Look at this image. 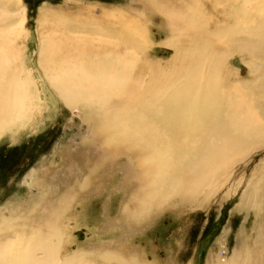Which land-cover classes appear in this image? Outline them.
Returning <instances> with one entry per match:
<instances>
[{
	"label": "bare ground",
	"instance_id": "6f19581e",
	"mask_svg": "<svg viewBox=\"0 0 264 264\" xmlns=\"http://www.w3.org/2000/svg\"><path fill=\"white\" fill-rule=\"evenodd\" d=\"M139 1L168 25L163 42L175 52L169 62L146 55L151 42L141 22L145 10L131 8L130 15L103 9L105 24L45 7L37 24L35 74L28 48L16 45L27 32L25 4L0 0V137L27 129L58 101L86 124L83 140L91 146L86 154L60 151L59 157H66L58 166L57 192L41 186L49 162L34 169L28 182L41 186L35 198L0 208V264H159L144 259L140 247L122 248L118 241L64 254L74 220L67 214L86 197L103 193L106 185L102 190L103 182L94 183L92 173L104 165L111 174L121 171L120 179L134 175L122 211L104 230L115 224L141 233L165 209L208 210L240 187L239 209L252 208L257 217L264 213V162L244 177L247 162L264 148V0ZM205 3L224 17L220 27L210 29ZM53 17L71 25H64L61 35L45 31ZM233 53L246 65L247 77H238L227 64ZM122 154L127 161L112 166ZM244 234L229 255L209 254L205 264H264ZM258 234L264 239L263 231Z\"/></svg>",
	"mask_w": 264,
	"mask_h": 264
},
{
	"label": "rangeland",
	"instance_id": "374dc122",
	"mask_svg": "<svg viewBox=\"0 0 264 264\" xmlns=\"http://www.w3.org/2000/svg\"><path fill=\"white\" fill-rule=\"evenodd\" d=\"M186 1L189 2L190 0ZM204 1L206 2V0ZM23 2L25 4V29L27 31L24 37L27 36V38H21L16 45L18 44V47L23 50L28 48L26 52L29 53V58L31 56L28 65L33 69L35 68V74H37V63L34 60L36 58L34 52L38 47L37 24H39L41 9L45 7L57 12L65 10L71 18L76 17L85 23L97 20L99 23L101 21V23L105 24L106 19L102 17L103 9L121 8L128 11V14L132 13L133 10L143 12L145 10L141 22L151 42V46L146 50V55L152 61L167 63L175 53L174 48L164 43L170 34V30L163 16L157 11L145 8L139 0H23ZM174 5L178 6L179 9L182 8L177 2ZM205 6L211 12L208 17V19H211L208 23L210 29L213 30L220 27V22L224 17L222 15L219 16L218 8L213 10L212 6L207 3H205ZM130 17L128 16L127 20L132 22L130 19H133V14ZM65 23L63 21L60 24L53 17L44 24L47 30L44 29V26L40 27V33L45 30L61 35L63 30H65H62V27L71 25L70 22H67L70 24ZM85 31L89 35L93 34L92 30L86 29ZM69 33L73 34L70 31ZM216 45L218 46V43ZM217 49H220V47H216ZM25 56L26 54H24ZM227 60V64L234 68L238 77H247V67L236 53H233ZM41 81L40 79V88L43 86ZM52 98L56 100V98ZM51 106L49 109L43 110L44 113L42 112L40 116H36L27 129H17L16 132L18 133L19 131L17 135L15 134L16 132H11L0 137V208L11 209L12 205H19L24 200L30 201L31 198H35L39 194L38 191L41 192V186L45 190L48 188V191L57 192L59 182L57 181L59 176L58 166L66 157L64 155L63 159V156L60 158V151L65 152L77 149L80 153L86 154L89 152L90 143L83 140L89 134L86 130V124H82L76 112L70 111L64 104L55 101ZM28 129L29 131H27ZM125 155L122 154L116 158L112 166L124 164L127 161V156ZM49 162L53 169L51 168L50 172L45 171L46 180L40 186V190H38L36 185L30 187L28 182L31 181L33 170L46 168ZM260 162H264V148L254 153L247 162L245 179L250 178L251 171ZM106 170H108L107 173ZM115 173L116 175L114 173L111 174L109 165H104L98 171L92 173V181L95 183L100 178L99 180L104 184H101L102 190L105 185L106 189L104 188L102 194H93L86 197L87 201L85 200L82 204L79 203L72 213L67 214V218L70 216V219L73 220L74 218V220L71 221L72 226L68 224L67 234L71 236L72 243L66 246L65 251L63 250L64 254L74 252L79 248H88L92 244L99 245L100 243V245L108 247V244L112 246L118 241L120 243L118 246L122 248L127 245V248L137 247L139 249L140 247L144 259L147 258L146 260L156 261L159 264H186L187 261H191L193 264H205L209 254L217 255L219 253L222 257L229 255L233 248L239 246L237 243H243L244 237L238 239V241L237 238H239L241 233H245V236H249L247 241L252 246L253 251L260 255L261 258H264V239H260L258 234L260 231L264 233V221L262 220L264 213L257 217L254 215L252 208L247 210L239 209V197L243 187H240L234 196L221 205L213 204L208 210L203 207H198L197 209L188 208L184 209V211L182 207L165 209L156 219L146 224L142 228L141 233L132 231L131 227L129 228L126 225H124V230L122 226L119 227L115 224H111L113 227L108 226L104 230L105 223L119 215V211H122L128 197L126 195L130 191L129 186L134 182V175H130L131 177L129 176L127 179L126 177L120 179L123 176L122 172L117 171ZM129 182H132L131 185ZM122 193L123 195L121 196ZM105 210L109 211L107 212L108 214L105 213ZM77 231L82 234V237L78 236ZM125 231L126 233L131 231L128 235L131 237L123 240L125 239ZM112 241L114 242L112 243Z\"/></svg>",
	"mask_w": 264,
	"mask_h": 264
},
{
	"label": "water",
	"instance_id": "95a60500",
	"mask_svg": "<svg viewBox=\"0 0 264 264\" xmlns=\"http://www.w3.org/2000/svg\"><path fill=\"white\" fill-rule=\"evenodd\" d=\"M77 234L79 237H82V234L80 232L77 231Z\"/></svg>",
	"mask_w": 264,
	"mask_h": 264
}]
</instances>
